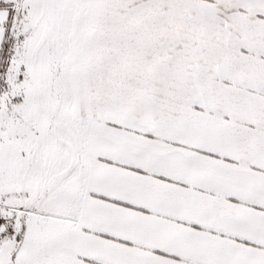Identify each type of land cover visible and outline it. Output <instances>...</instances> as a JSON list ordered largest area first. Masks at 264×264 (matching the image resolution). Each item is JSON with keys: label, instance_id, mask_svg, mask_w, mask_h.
Masks as SVG:
<instances>
[{"label": "snow or ice", "instance_id": "obj_1", "mask_svg": "<svg viewBox=\"0 0 264 264\" xmlns=\"http://www.w3.org/2000/svg\"><path fill=\"white\" fill-rule=\"evenodd\" d=\"M0 264H264V0H0Z\"/></svg>", "mask_w": 264, "mask_h": 264}]
</instances>
